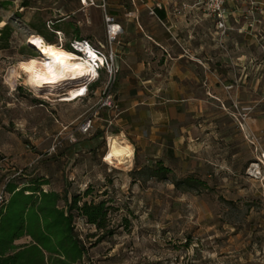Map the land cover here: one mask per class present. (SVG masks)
Returning a JSON list of instances; mask_svg holds the SVG:
<instances>
[{
	"label": "rangeland",
	"instance_id": "obj_1",
	"mask_svg": "<svg viewBox=\"0 0 264 264\" xmlns=\"http://www.w3.org/2000/svg\"><path fill=\"white\" fill-rule=\"evenodd\" d=\"M132 1L140 2L105 0L106 12L108 3L121 6V22L128 19L124 5ZM103 15L79 0H0V30L5 24L11 29L7 47L0 48V195L7 183L44 181L42 189L68 197L90 189L79 204L110 199L108 220L116 229L111 238L98 243L99 232L74 215V231L85 247L80 264H264V33L253 45L243 42L240 64L222 68L234 74L217 81L221 91L196 97L202 112L192 120L201 126L195 144L176 148L173 138L149 143L126 136L124 128L139 121L122 112L133 97L115 94L123 46L120 39H107ZM40 32L58 47L78 37L108 59L113 55L112 107L100 108L106 73L71 103L40 98L15 77L20 62L40 59L26 44ZM216 40L229 56L223 36ZM138 99L154 103V110L171 105L163 97ZM89 118L91 128L80 132ZM107 151L111 165L104 160ZM159 161L172 171L168 179L149 178L144 170ZM256 167L261 176L254 178ZM185 177L201 184L176 190L173 180Z\"/></svg>",
	"mask_w": 264,
	"mask_h": 264
},
{
	"label": "crops",
	"instance_id": "obj_2",
	"mask_svg": "<svg viewBox=\"0 0 264 264\" xmlns=\"http://www.w3.org/2000/svg\"><path fill=\"white\" fill-rule=\"evenodd\" d=\"M139 1H132L129 7L124 5L128 19L121 22L117 19L121 6L107 5V13L120 27L117 39L123 46L122 57L116 62L121 87L115 94L133 97L122 112L133 122L136 118L139 121L137 126L124 131L126 136L132 134L136 142L158 143L162 137L163 142L173 138L176 148L184 143L192 146L197 128H201L192 122L202 112V100L196 97L221 91L217 81L234 74L222 68L240 64L244 58L243 42L253 45L259 33H264V0H249L256 4L254 9L247 1L230 6L225 31L217 29L215 21L205 15L200 0ZM220 34L229 56L218 49L216 36ZM141 96L163 97L171 105L154 110V103L140 102ZM111 151L104 158L107 165L114 161L109 160ZM10 229L6 226L2 232L8 233ZM30 242L25 235L15 238L14 228L2 246L19 247ZM14 252L15 249L8 250L6 255Z\"/></svg>",
	"mask_w": 264,
	"mask_h": 264
},
{
	"label": "trees",
	"instance_id": "obj_3",
	"mask_svg": "<svg viewBox=\"0 0 264 264\" xmlns=\"http://www.w3.org/2000/svg\"><path fill=\"white\" fill-rule=\"evenodd\" d=\"M8 4L10 3L4 2L3 6ZM37 35L47 44L55 45L45 34L40 32ZM10 37L11 29L5 24L0 30V48L7 47ZM75 40L80 39L75 37ZM62 47L72 51L70 44ZM31 50L35 54V51ZM144 170L148 171L149 178L157 180L168 179L172 172L161 161ZM195 183L201 184L191 177H185L181 181L173 180L172 185L179 190L182 184L190 188ZM45 185L47 183L44 181L30 182L24 186L7 183L3 193L4 200L0 205V264H80L85 247L74 231L75 214L99 232L98 243L114 236L116 229L110 226L108 220L110 199L79 204L83 198L89 196L90 189L83 191L82 195L68 197L66 192H45L42 189ZM101 196L106 197V191L102 192ZM6 226L11 228L8 233L2 232ZM14 228L15 238L25 235L31 242L19 247L4 248L2 245L11 237ZM14 249V253L6 255L8 250Z\"/></svg>",
	"mask_w": 264,
	"mask_h": 264
},
{
	"label": "bare ground",
	"instance_id": "obj_4",
	"mask_svg": "<svg viewBox=\"0 0 264 264\" xmlns=\"http://www.w3.org/2000/svg\"><path fill=\"white\" fill-rule=\"evenodd\" d=\"M26 44L36 50L40 59L20 62L15 77L23 78L24 85L34 95L52 103L55 100L71 103L86 95L87 86L97 73L90 64L94 58L92 54L89 53L88 59L80 58L63 47L47 44L38 35L29 36ZM22 66L30 67L32 71H26Z\"/></svg>",
	"mask_w": 264,
	"mask_h": 264
},
{
	"label": "built area",
	"instance_id": "obj_5",
	"mask_svg": "<svg viewBox=\"0 0 264 264\" xmlns=\"http://www.w3.org/2000/svg\"><path fill=\"white\" fill-rule=\"evenodd\" d=\"M245 1L246 0H200V4L203 7L205 15L215 21L217 29L225 31V18L228 14L229 7L242 5L245 3ZM79 2L82 7H97L103 10V19L106 28L107 39L110 42H114L120 34V27L116 24L115 19L106 12L105 0H100V3L97 5L95 4L94 0H79ZM249 5L252 9H254V7L256 8V4L254 2H250ZM150 14L153 15V12L150 11ZM70 47L72 49L73 54L77 55L80 58L88 59L89 53L92 54V56L94 57L92 60H90V64L97 71V73L92 82L88 84L87 88L99 79L101 73H106L108 75V83L105 87L106 97L103 103L101 104L100 108L112 107L113 100L112 96L110 95V90L114 82V79L112 78L114 77L116 72L113 65V55H111V58L108 59L103 50L93 46L87 40H75L71 42ZM85 49L88 50V53H86ZM91 124V118L85 120L80 126V132H88V130L91 128ZM259 162L264 165V155L261 156V160H259ZM251 176L254 178L261 176L260 168L256 167L252 169ZM43 190L46 192L45 189ZM3 198V194H1L0 205L3 203Z\"/></svg>",
	"mask_w": 264,
	"mask_h": 264
},
{
	"label": "snow or ice",
	"instance_id": "obj_6",
	"mask_svg": "<svg viewBox=\"0 0 264 264\" xmlns=\"http://www.w3.org/2000/svg\"><path fill=\"white\" fill-rule=\"evenodd\" d=\"M32 63L35 64V61H33ZM22 67H25L26 71H32V68H30V67H26V66H22Z\"/></svg>",
	"mask_w": 264,
	"mask_h": 264
}]
</instances>
